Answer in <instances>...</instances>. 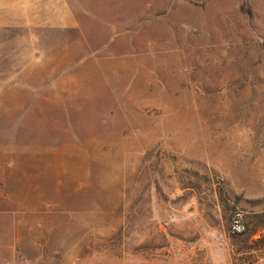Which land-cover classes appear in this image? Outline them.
Returning a JSON list of instances; mask_svg holds the SVG:
<instances>
[{"label":"rangeland","instance_id":"374dc122","mask_svg":"<svg viewBox=\"0 0 264 264\" xmlns=\"http://www.w3.org/2000/svg\"><path fill=\"white\" fill-rule=\"evenodd\" d=\"M67 1L68 30L0 32L52 58L0 80L36 109L0 111V173L58 157L54 191L0 179V264H264L231 232L264 209V0ZM31 2L13 19L57 23ZM50 91L66 105L38 110Z\"/></svg>","mask_w":264,"mask_h":264},{"label":"crops","instance_id":"0c3cea01","mask_svg":"<svg viewBox=\"0 0 264 264\" xmlns=\"http://www.w3.org/2000/svg\"><path fill=\"white\" fill-rule=\"evenodd\" d=\"M12 1L16 0H0V32L8 31L10 29H22V30H28V31H35V30H43L45 28H54L55 30L64 28L68 30L70 21L72 23L74 22V12L71 10V6L69 5L67 0H52L53 5L52 8L55 9L53 11V15L57 18L56 24L51 25H45L43 22H31L27 24L19 23L18 18L15 17L13 19L11 10L13 7L18 9H24L27 11H33L38 10V3L32 4L31 1H41L39 4V8H43V0H19V1H25V4L23 2L16 3L15 5L12 4ZM30 1V2H28ZM55 2V4H54ZM23 4V5H22ZM22 5V6H21ZM15 43V42H14ZM11 41L1 40L0 41V80H26V79H32V78H39V74L37 70H42L43 65L49 60H52V58H49L45 52H44V41L39 38L36 35H29V39L24 42V46L21 47L23 49L22 54L20 53V47H17V51L15 54H12L11 49L12 45L14 44ZM23 43V42H22ZM14 47V46H13ZM19 63H23V66L20 68H16L17 70H11L10 68H7L6 65H12ZM45 84V83H44ZM12 84L10 83H0V88L4 93H0V111H33L36 110L31 106V102H19V103H13L8 104L5 100L2 99L3 95H7L5 92V89L12 88ZM57 88V87H55ZM41 101L39 105L41 108L38 110L46 111L45 108L50 106H59V105H66L65 103H57V101L54 99L52 91L45 92L41 95ZM4 158L6 156L3 154ZM23 157L22 164L19 162L16 164L15 169H13L10 172H7L3 170V173H0V179L1 181H4V183L8 185H13L21 188L22 185H31L32 187H27L25 190L34 192V186L46 183L48 185L47 190L48 191H54L55 189V180L54 175L57 173L58 165L57 160L58 157H54V153H46L43 155H37L36 153H26ZM42 156V157H41ZM2 158V156H1ZM40 159V160H39ZM23 168H32L37 169L40 168V171L42 174H29L27 177L23 176V172L21 169ZM4 167H1L0 170H2ZM36 176H41L42 179H37ZM46 177V180L44 181V178ZM16 187V189H17ZM42 187V186H41ZM23 189V187H22ZM21 189V190H22ZM28 199H31L33 203L37 202V197L34 194H27L26 195ZM13 198H22V195L13 197ZM35 205V204H34Z\"/></svg>","mask_w":264,"mask_h":264},{"label":"trees","instance_id":"16d2710c","mask_svg":"<svg viewBox=\"0 0 264 264\" xmlns=\"http://www.w3.org/2000/svg\"><path fill=\"white\" fill-rule=\"evenodd\" d=\"M256 204L264 207V199ZM245 222V232L233 234L234 238L241 240L240 243L243 246L242 252L246 251L250 254L254 251L264 252V209L258 213H245Z\"/></svg>","mask_w":264,"mask_h":264},{"label":"built area","instance_id":"2783aa9c","mask_svg":"<svg viewBox=\"0 0 264 264\" xmlns=\"http://www.w3.org/2000/svg\"><path fill=\"white\" fill-rule=\"evenodd\" d=\"M246 230L245 213L237 210L232 218L231 232L232 234H241Z\"/></svg>","mask_w":264,"mask_h":264}]
</instances>
